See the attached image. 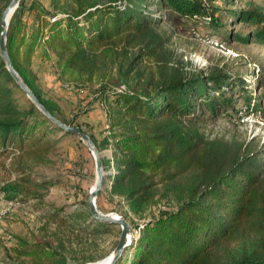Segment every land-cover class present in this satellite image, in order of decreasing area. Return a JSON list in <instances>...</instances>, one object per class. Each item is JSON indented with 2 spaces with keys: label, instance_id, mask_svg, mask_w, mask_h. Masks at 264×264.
Returning a JSON list of instances; mask_svg holds the SVG:
<instances>
[{
  "label": "trees",
  "instance_id": "1",
  "mask_svg": "<svg viewBox=\"0 0 264 264\" xmlns=\"http://www.w3.org/2000/svg\"><path fill=\"white\" fill-rule=\"evenodd\" d=\"M59 1L53 0V5H60L62 12L43 19L31 33L22 18L24 10L50 11L39 2L29 8L20 2L7 35L15 69L62 121L60 107L43 96L31 70L35 55L42 60L55 55L61 79L82 89L99 85L90 104L107 105L113 140H99L93 131L89 135L99 150L114 147L117 174L109 193L125 200L137 214L168 193L180 200L176 208L145 223L130 246L132 257L127 258L126 251L116 264L125 259L128 264H264L262 156L242 142L208 138L198 125L204 121L200 106L214 116L222 106H235L228 94L239 83L248 89L245 80L236 81L220 67L189 73L171 64L166 39L157 28L159 19L145 10L147 1H153L186 17L210 14L213 19L218 8L204 0ZM235 14L238 21L255 26L240 39L264 44V11L257 6ZM114 71L125 83L109 87ZM134 77L142 84L140 92L130 86ZM259 86L258 106L260 99L264 102V74ZM70 135L27 97L0 55V157L40 163ZM103 162L105 167L111 164L105 157ZM7 165L17 174L3 187L9 200L30 202L43 194H32L25 186L46 189L62 182L38 180L22 164ZM90 213L83 221L87 226L110 228V223L89 220ZM16 239V258L10 264H66L64 253L50 242L28 236Z\"/></svg>",
  "mask_w": 264,
  "mask_h": 264
},
{
  "label": "rangeland",
  "instance_id": "2",
  "mask_svg": "<svg viewBox=\"0 0 264 264\" xmlns=\"http://www.w3.org/2000/svg\"><path fill=\"white\" fill-rule=\"evenodd\" d=\"M23 1L26 8L33 2H39L50 11L43 14L37 7L34 10H24L22 18L29 33L34 31L43 19L48 20L62 12L60 5L54 7L53 0ZM10 2L11 0H0V20ZM204 3L218 8L214 11L213 19L210 14L186 17L166 5L154 4L153 1H147L145 10L152 12L153 16L159 19L157 28L166 39V56L171 60V64L183 67L189 73L199 70L208 72L213 67H220L236 81L241 78L245 80L248 89H243L239 83L233 92L228 94L233 96L231 103L236 104L235 106L230 105L227 109L222 106L216 116L206 107L200 106V110L204 112V121L198 125L208 138L236 140L244 143V146L247 145L248 149L257 150L264 162L262 99L261 105H257V97L261 94L259 79L264 74V44L240 39L255 30V26L238 21L235 14L242 9L248 10L257 6L264 11V0H204ZM57 62L55 55L50 60H42L38 54L33 57L31 70L36 75L43 96L58 104V113L63 121L82 127L88 134L91 131L94 133L95 129L96 133L102 135L101 138H105V124L109 122L106 114L108 107H103L102 101L90 104L99 94V85L91 84L90 87L82 89L76 83L61 79ZM129 81L132 89L140 92L142 84L138 79L134 77ZM124 83L120 74L114 71L108 86L117 87ZM70 134L56 145L54 151L43 155L40 163L20 157L13 160L11 156L0 157V210L6 208L9 200L3 187L17 179V174L9 171L7 164H22L41 181L58 178L62 180L61 183L46 189L25 186L24 188L32 194L43 196L22 203L2 218V228L14 238L7 240L0 234V261L4 264H10L11 260L16 258L13 248L17 246L18 236L50 242L64 253L66 264L98 263L108 258L116 247L121 225L112 223L105 231L96 229V225L87 226L83 222L90 212L89 194L95 184L96 163L86 144L77 135ZM104 155L103 152V157L111 162V157ZM113 163L105 167L109 174L104 190L101 191L103 193L100 199L97 198V206L103 213H115L125 218L131 228L132 243H135L145 223L156 219L163 210L176 208L180 200L168 193L159 203L148 206L144 212L134 213L125 200L109 193L108 189L117 174ZM130 246L126 250L127 258H131L133 254ZM121 264H128V259L123 260Z\"/></svg>",
  "mask_w": 264,
  "mask_h": 264
},
{
  "label": "water",
  "instance_id": "3",
  "mask_svg": "<svg viewBox=\"0 0 264 264\" xmlns=\"http://www.w3.org/2000/svg\"><path fill=\"white\" fill-rule=\"evenodd\" d=\"M21 0H11L7 8L3 11L0 24H1V34H0V55L4 60L6 67L12 77L16 80L19 86L24 90L27 96L32 100V102L58 127L63 130L77 135L91 151L95 163H96V179L95 184L90 190L89 194V208L92 214L93 219H96L101 222L110 223V224H119L121 225V232L119 235L118 243L114 248L111 258L107 264H116L120 257L126 252L128 247L132 244L131 237V228L128 221L120 215L115 213H103L98 209L97 198L99 193L104 190V185L106 182V177L109 172L105 169L103 162V152L99 150L93 138L86 133L80 126L71 125L63 122L52 114L46 106L39 100L33 90L25 82V80L20 76V74L15 69L12 58L10 56L8 47H7V35L10 20L20 5ZM8 16L9 21H8Z\"/></svg>",
  "mask_w": 264,
  "mask_h": 264
},
{
  "label": "built area",
  "instance_id": "4",
  "mask_svg": "<svg viewBox=\"0 0 264 264\" xmlns=\"http://www.w3.org/2000/svg\"><path fill=\"white\" fill-rule=\"evenodd\" d=\"M56 18H57V16H55V17L53 18V20H55ZM122 88H125V86H122ZM101 105L104 107V106H105V103L102 101V102H101ZM105 135H106V137H107L110 141L113 140V139H112V129H111V125H110L109 122H107V123L105 124ZM111 162H112V163L114 162V158H113V157H111ZM21 204H22V202H21L19 199H15V200H7V204H6L7 206H6V208L0 210V234H2V235H3V238H5V239H7V240H12V239H14V238H13V236H12L10 233L6 232V231L2 228V226H1V220H2V218L6 215V213L12 211L14 208H16L17 206H19V205H21Z\"/></svg>",
  "mask_w": 264,
  "mask_h": 264
},
{
  "label": "crops",
  "instance_id": "5",
  "mask_svg": "<svg viewBox=\"0 0 264 264\" xmlns=\"http://www.w3.org/2000/svg\"><path fill=\"white\" fill-rule=\"evenodd\" d=\"M94 134L96 135V137H97L99 140L104 139V138H101L102 135H100V133L98 134V133L95 132V129H94ZM102 152H104V153H105L104 156H106V157H108V158H110V157H114V147H113L112 145H109L108 147H106L105 149H103ZM1 256H2V255L0 254V257H1ZM0 264H4V262H3V261H2V262L0 261Z\"/></svg>",
  "mask_w": 264,
  "mask_h": 264
},
{
  "label": "bare ground",
  "instance_id": "6",
  "mask_svg": "<svg viewBox=\"0 0 264 264\" xmlns=\"http://www.w3.org/2000/svg\"><path fill=\"white\" fill-rule=\"evenodd\" d=\"M9 17L10 16H8V21H9ZM111 255H112V253L110 254V256L108 257V258H106L105 260H103V261H100V262H98V263H95V264H107L108 263V261L110 260V258H111Z\"/></svg>",
  "mask_w": 264,
  "mask_h": 264
}]
</instances>
